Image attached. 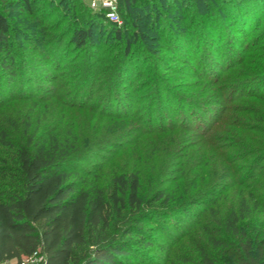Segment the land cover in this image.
<instances>
[{
  "label": "trees",
  "instance_id": "16d2710c",
  "mask_svg": "<svg viewBox=\"0 0 264 264\" xmlns=\"http://www.w3.org/2000/svg\"><path fill=\"white\" fill-rule=\"evenodd\" d=\"M173 1L120 0L119 14L123 24L116 26L106 21L102 14L91 10L85 0H0V71L8 75L9 79L15 74L12 71L15 58L12 53L11 37H15L16 28L10 25L7 16L17 13L18 16H26L29 20L20 24V27L25 29V35L22 37L25 39L33 34H39L47 36V39H41L40 42L46 41L48 44L55 40L61 42L67 40V44L80 51L88 46L96 48L97 39L102 38L104 42L99 48L103 51L86 67L87 75L83 79L84 82L79 84L83 85L82 91L89 88L92 95L94 94L92 88L97 83L100 81L111 83L114 78L118 85H126L135 73H137L136 78L141 79L145 75L142 66L146 64L142 61L146 56L144 52L150 54L151 51L145 45V37L137 24L143 19V14L150 17L152 28L158 32L163 30V34L167 33L168 30L158 24L161 17L160 9L166 5L167 10H176ZM37 2L45 4L47 2L54 8L58 6L61 12H67L64 19L68 16L73 17V24L68 28L65 25L66 31L58 34L64 24L62 17L55 23L48 24L49 20L43 21L44 15L36 16L34 6ZM157 2L163 5L157 6ZM244 2L220 0V5L228 14L229 8ZM242 17L246 19L248 16L244 14L236 16L233 13L234 26L245 24L247 20L243 21ZM129 20H131L132 40L125 42L123 51L109 53L107 50L110 46H115L109 44L110 39L114 41L113 44L124 42L123 37L128 32L126 28ZM231 24L230 26L233 25ZM178 35L184 39L183 32H178ZM187 41L190 45L191 40ZM170 43L172 44L171 41ZM182 43L186 44V42L180 44ZM105 44L109 45L105 46ZM139 45L142 46L141 50L138 49ZM190 48L189 51H193ZM246 50L239 60L240 65L244 64V67L234 76V82H229L230 78L223 80L222 85L219 80L210 81V86H216L218 90L211 97L203 96L207 99L205 104L175 96L179 99V103L188 108V115L184 116L186 120L192 116L195 119H200L201 116L207 117L208 113L215 111H208V107H205L208 98L214 104L221 96L224 98L225 94L231 93V98H234L235 94L242 93V90L254 92L256 95L250 97L259 96L257 99L264 103L263 95L258 93L264 90V32L259 34L257 40H253L252 45ZM105 52L106 57H102ZM167 67L164 68L165 71ZM91 73L93 75L90 78ZM153 76L152 82L147 80L139 86L142 87L149 82L148 84H154V88L159 92L164 86L165 98L172 100L174 93L167 86L170 81H164L157 74ZM71 87L69 86V89ZM137 89L143 90V88ZM242 97L244 98V95L240 98ZM20 100L21 98L10 99L4 103L0 100V103L6 108V106L12 107V104ZM126 100L129 102V106L125 104L129 113L125 115V119L133 116L130 110L134 105V99ZM126 100L114 99L118 106L121 102L128 103ZM189 106L194 111L190 110ZM48 109L51 108H47V105L39 109V106L35 107L32 104L21 119L16 117L14 112L0 111L2 113V116L0 115V264L7 262L18 264L23 258L35 252L44 255L46 264H158L149 257L148 250L155 244L145 225L148 223L162 225L164 230L169 225H173V220L193 217L195 210H199L202 214L208 212L212 217L214 209L211 206L225 194L224 190H219L220 187H225L221 183L222 177L230 178L231 186L229 184L227 188L225 187L228 190L239 184L237 177L240 176L241 170H244V167L233 169L227 163V173L216 180L217 187L215 185L207 190H197L187 194L188 191L185 192L186 190L177 187L176 180L172 177L175 172L170 170L175 168L173 163L168 165L169 167L166 166V169L172 173L159 174L154 181H151L154 185L143 197L142 176L139 171L133 169L131 172L112 175L109 190L106 192L97 182L98 177L79 172L78 169L88 158L110 154L116 147L115 144L125 139L128 128L125 123H121L124 119V116H121L123 111L119 109L114 114L99 112L101 117L93 120L94 128L90 129L94 130L92 136H87V130L86 135L81 137L72 126L66 131H64L65 127L53 126L52 120L48 121L46 114L43 115ZM55 110L56 108H53L51 111L55 112ZM243 112L245 118L251 120L246 113H252L256 119L259 110ZM217 113L219 114L220 111ZM148 114L147 119L143 116L146 120L144 122L137 117L141 120V124L143 123L145 134L156 136L169 134L171 137L174 130L178 129V126H171L175 123L167 121L164 111L160 114L158 124L154 121L155 113L151 109H148ZM59 116L64 117V111H59ZM258 121L259 125L255 124L248 130L241 123H234L235 125L231 123L235 129L232 135L233 144L229 148L235 153L229 158V162L238 164L248 161L241 166L251 165L252 168L250 169L249 166L245 169L247 175L242 182L257 178L256 171L261 170L264 164V118ZM228 124L230 125V122ZM180 128L184 129L185 126ZM240 134L247 140L241 139L244 141L243 145L234 142L238 136L242 138ZM171 138L173 140V137ZM101 158L103 161L104 157ZM221 165L225 163L222 162ZM99 168L100 165L95 167L97 171ZM256 183L258 184L254 185L246 197L239 198L237 206L231 208L223 221H216V226L220 227L219 232L209 234L208 230L206 236L208 249L205 245L197 248L201 264H217L213 253L229 249L233 252L231 264H264V219L259 225L255 223L258 222V215L263 214L264 211V184L260 183L259 189V182ZM224 236L230 240V243L223 239Z\"/></svg>",
  "mask_w": 264,
  "mask_h": 264
},
{
  "label": "rangeland",
  "instance_id": "374dc122",
  "mask_svg": "<svg viewBox=\"0 0 264 264\" xmlns=\"http://www.w3.org/2000/svg\"><path fill=\"white\" fill-rule=\"evenodd\" d=\"M243 1H245L243 4L229 8L228 14L222 10L220 0H183L182 2L174 0L173 3L177 7L174 11L167 10L166 5L157 2V6L163 5L160 9L161 17L158 24L161 25L160 27L164 26L163 28L168 32L163 34V30L158 32L152 28L150 17L142 13L140 14L143 19L137 24L145 37V45L151 51L150 54L144 52L146 56L142 61L146 64L142 66L145 75L137 79V73H135L126 85H118L115 83V78L111 83L100 81L92 88L94 90L92 95L89 88L82 91L83 85L79 84H82L87 75L86 67L90 64L89 62L98 58L102 53L103 50L99 48L104 42L102 38L97 39L96 48L88 46L80 51L67 44V40L62 42L55 40L48 44L46 41L40 42L41 39H47V36L39 34H33L25 39L22 38L25 35V29L20 27V24L29 22L27 17L18 16L17 13L7 16L10 25L16 28L15 37H11L12 53L15 58L12 71L15 74L12 79H9L8 75L0 71V100L3 101L2 103L10 99L21 98V100L12 104V107L6 106V108L0 103V111L14 112V115L21 119L32 104L35 107L39 106V109L47 105V108L51 109L44 111L43 115L46 114L48 121L52 120L53 126L65 127L64 131L72 126L81 137L86 135L87 130V136H92L94 130L90 129L94 128V121L101 117L99 112L114 114L119 109L123 111L121 116H124V119L121 123H125L128 128L125 139L118 142L119 144L116 143V147L110 154L88 158L78 169L79 172L98 177L97 182L106 192L109 190L112 175L131 172L133 169L139 171L142 176V196L144 197L154 185L151 181L163 172L167 175L175 171L172 177L176 180L177 187L186 190L185 192L188 191V194L192 191H203L214 187L219 176L227 173V163L233 169L244 167L240 176H236L239 184L231 189H226L229 184L231 186L229 176L222 177L221 183L226 188L220 187L219 190H224L225 194L215 205L211 206L214 209L213 218L208 215V212L202 214L199 210H195L193 217L173 220V225H169L164 230L162 225L151 223L145 225L155 244L148 250L149 257H152L158 264H201L197 248L205 245L208 249L206 245L208 230L209 234L219 232L220 227L216 226V221H223L231 208L237 206L239 198L246 197L254 185L258 184L256 182H259V189L260 183L264 184V174H261L264 172V164L261 170L256 171L257 178L246 179L242 182L247 175L245 169L249 166L252 169L251 165L241 166L248 161L238 164L229 162V158L235 153L232 148H229L233 144L232 135L235 129L232 125L241 123L248 130L252 129L255 124H260L258 119L261 121L264 118V103L257 99L259 96L250 97L256 94L249 90H242V93L237 92L234 98H231V93L225 94L224 98L221 96L216 101L219 104H212L208 98V104L204 106L208 107V111L215 110L214 114L213 112L208 113L207 117L201 116L200 119L192 116L187 120L185 117L188 115V108L186 109L184 104L179 103L177 98L186 97L191 102L205 104L207 99L203 96L211 97L218 90L216 86H210V81L219 80L222 85L223 80L230 78L229 82H231L237 72L244 67V64L240 65V58L252 45L253 40L256 41L259 34L264 32V0ZM34 7L36 16L44 15L43 21L49 20L50 25L62 17L64 24L58 34H63L66 27L73 24V17L68 16L64 19L67 12H61L58 6L54 8L47 2L46 4L37 2ZM235 11L248 16L246 19L242 17L243 21L247 20L245 24L234 26L233 13L236 16L240 15L235 14ZM130 21L126 28L128 32L123 37L124 42L113 44L114 41L110 39L109 44L115 46H110L107 50L109 53L123 51L125 42L132 40ZM173 31L175 33H171ZM178 32H183L184 39L178 35ZM189 39L192 41H189L190 45L187 41ZM181 42H186V44H180ZM181 45H183L182 50L178 49ZM186 45H188L187 48ZM194 45L196 50H194ZM189 48L193 51H189ZM138 49L141 50L142 46L139 45ZM106 55L105 52L102 57ZM165 67L167 71L164 70ZM153 74L159 75L164 81H170L167 86L174 93L173 97L170 96L172 100L165 98L164 86L160 92L154 88V84H148L149 82L142 87L139 86L147 80L152 82ZM92 75L91 73L89 77L91 78ZM104 79H107L106 73ZM69 86L72 87L69 89ZM105 88L107 92L102 91ZM137 88H143V90ZM110 90L112 92H109ZM258 93L264 97V90ZM241 95H244L243 99L240 98ZM122 98L124 100L134 99V105L130 110L133 116L126 119L125 115L129 113L126 108V105L129 106L128 100H126L128 103H119L120 106L115 102L123 101ZM53 108H56L55 112L51 111ZM189 108L193 110L192 107L189 106ZM148 109L155 113L156 120L154 121L157 124L160 114L164 111L167 121L175 123L171 126H178V129L172 133L173 140L169 134L159 136L145 134L143 123L141 124V120L137 117L143 119L142 122L146 121L143 116L147 119ZM250 110L252 112L259 110L256 119L252 113H246L251 120L245 118L243 111ZM59 111H64V117L59 116ZM218 111L221 116L217 113ZM0 115L2 116V113ZM182 126L186 129L180 128ZM241 139L247 141L244 136L242 138L238 136L234 142L243 145L244 141ZM101 157H104L103 161ZM222 162L225 165L222 166ZM173 163L175 168L170 169L171 172L166 169V166ZM99 165L100 168L97 171L95 167ZM259 191L261 193V190ZM263 219L264 211L263 214L258 215V222L255 223L259 225ZM223 239L230 243L226 236ZM231 251V249L216 251L213 253V258L215 257L217 264H231L233 256Z\"/></svg>",
  "mask_w": 264,
  "mask_h": 264
},
{
  "label": "built area",
  "instance_id": "2783aa9c",
  "mask_svg": "<svg viewBox=\"0 0 264 264\" xmlns=\"http://www.w3.org/2000/svg\"><path fill=\"white\" fill-rule=\"evenodd\" d=\"M120 0H85L88 7L96 13L103 15L104 19L111 24L121 26L123 20L119 14ZM5 264H12L7 262ZM18 264H46L44 255L35 252L31 256L23 258Z\"/></svg>",
  "mask_w": 264,
  "mask_h": 264
}]
</instances>
